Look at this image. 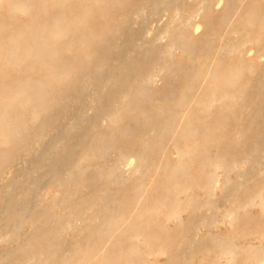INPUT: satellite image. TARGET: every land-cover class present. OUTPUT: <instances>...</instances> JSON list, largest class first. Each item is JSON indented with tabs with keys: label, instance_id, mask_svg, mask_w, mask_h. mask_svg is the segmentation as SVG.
Here are the masks:
<instances>
[{
	"label": "bare ground",
	"instance_id": "bare-ground-1",
	"mask_svg": "<svg viewBox=\"0 0 264 264\" xmlns=\"http://www.w3.org/2000/svg\"><path fill=\"white\" fill-rule=\"evenodd\" d=\"M94 1L97 7L99 0ZM183 1L195 3L196 10L184 16L179 10ZM214 1L218 0H146L135 13L138 17H145L146 7L156 11H152L154 14L168 9L174 11L163 31L150 41L134 45L144 59L156 57L157 67H160L145 74L136 87L131 85L140 77L144 61H138L131 52L112 65L116 72L108 76L102 75L101 70L106 65L99 64L97 56L86 57L92 66L91 73L81 81L58 67L60 50L51 49L50 59L41 66V71L46 72L45 78L56 81L59 90L90 89L93 99L83 101L70 97L66 101H47L48 93L40 94L44 98L33 99L20 88L18 96L8 100L20 104L27 99L34 103L29 125L22 116H9V102L0 113V144L4 147L0 151V175L7 164L17 160L32 162L19 168L6 184H0V264H47L50 257L58 253L65 235L78 230L77 221L88 212L91 213L90 226L84 237L90 242L105 213L117 212L128 199L127 191L146 199L148 173L145 167L155 150L154 135L159 129L160 138L164 134L171 136L169 146L177 153L173 165L164 161L157 169L159 172L168 168L174 202L168 205L169 198H164L145 211L136 212L135 222L130 224L134 237L127 249L120 248V253H126V257L142 254L155 264L159 258L167 257L169 250L163 246L152 247L150 227L173 223L178 227L179 244L183 249L181 264H193L192 258L198 252L201 254L199 264H223L222 259L228 264H264V61H259L257 55L247 58L243 51L252 44L264 53V0H221L224 8L248 6L245 14L228 15L222 14L223 9H212ZM2 4L21 17L32 13L24 0H0ZM68 4L69 0H53V5L63 12ZM195 14L208 18L201 20L200 33L193 25L192 32L187 33L186 28L191 27ZM64 18L63 15L45 27L37 22L41 26L35 31L40 36L47 34L60 41L72 32L83 53L91 43L90 35L84 32L86 25L82 21L84 27L80 32L75 21L72 25ZM35 21L33 19L23 31L33 28ZM174 21H181V25L172 35L169 25ZM125 27L127 21L106 32L115 36L114 51H120L122 42L118 37ZM163 36L168 42H162ZM13 43L15 39L7 42L5 49L0 39V58L10 52ZM11 60L13 72L24 67L21 56L16 54ZM244 70L257 75L258 81L240 84ZM159 73L170 76L161 89H156L154 78ZM0 80L12 81L8 76ZM199 87L197 96L187 100ZM5 96L0 87L1 104L7 101ZM69 103L74 104L73 108L79 107L76 118L84 132L75 143L71 142L72 132L65 126L66 120H63L66 129L55 128L59 122L55 115L65 111ZM95 108H99L96 119L103 116L106 122L88 125L87 110ZM155 119L164 121L161 127L156 125ZM229 120L235 122V129L230 136L229 131L220 132L222 150L210 154L200 147L201 141L191 140V136L200 131L204 135L212 127L228 130ZM23 133L26 135L22 136ZM244 141L246 147L236 154L237 146ZM132 148L138 150V164L127 176L122 170L124 153ZM20 150V154L14 155ZM195 165L198 172L193 176L191 168ZM242 167L246 169L239 173ZM184 177H190L191 181L181 184L180 179ZM219 177L222 178L221 197L215 194ZM46 182L57 188L49 198L42 195ZM115 191L119 195L114 194ZM220 199L228 202L230 208L219 212ZM255 208L259 211L258 217L251 215ZM242 218L256 226L255 243L247 247L238 245L239 229L232 236L212 232L220 222L228 220L232 227ZM88 246L89 243L77 246L76 251L81 253ZM77 252L64 257L61 263L74 262ZM103 258H97L94 264H106Z\"/></svg>",
	"mask_w": 264,
	"mask_h": 264
},
{
	"label": "rangeland",
	"instance_id": "rangeland-1",
	"mask_svg": "<svg viewBox=\"0 0 264 264\" xmlns=\"http://www.w3.org/2000/svg\"><path fill=\"white\" fill-rule=\"evenodd\" d=\"M24 1L32 8V13L25 17H21L13 12H10L6 5H0V39L2 40V48L7 49L8 45L6 44L10 40L15 39L16 41V43L12 44L10 52L8 50L6 55H2L0 58V79L8 76L12 80L10 82H0V84H2L0 87H2L3 91L7 94V96H5L7 101H4L3 104L0 103V113L4 111V108L9 102L8 100L12 99L16 95L18 96L20 88H24L26 93H29L33 99L44 98L43 95H40L42 93H48V96L45 97L46 100L63 99L66 101L70 97L80 98L83 101H91L93 99V93L90 89H79L78 91L75 89L69 91L68 88H65L63 90H59V85L56 83V81L50 82L47 78H45L46 72L41 71V66L43 65V62L50 59L51 49L56 52L60 50L61 61L58 67L65 70L68 74L74 75V77H77V80L80 79L81 81L88 77L91 73L90 69L92 66L88 64L86 60V57L88 58L89 56H97L99 64L106 65L101 70L102 75L104 76H108L109 74L116 72V69H113L112 65L118 63L124 58L126 54L130 52L132 53V56L138 59V61L143 60L144 63H141L142 72L140 77H137V81L131 85L133 87L137 86L136 83L141 82L145 74L160 68L157 67L158 61L156 57L152 56V58L144 59L143 55H139V50H137L134 45H140L146 41H150L156 34L163 31V29L168 25V20H170V15L174 9H168V11H160L159 13L154 14L153 12L156 11L150 7H146L144 10L146 15L142 18L138 17L135 13L145 5L146 0H99L97 7L93 5L95 4L94 0H69V4L64 12L63 10H60V8L53 5V0ZM211 6L212 9H223L224 12H222V14L225 15L232 13L245 14L248 10V6L245 5L224 8L221 0L214 1ZM196 8V4L191 1H183L179 5V10L183 12L184 16H186L188 13H193ZM208 12L209 11H207L206 15ZM198 13L201 12L199 11ZM63 15L65 17V22H69L73 25L72 21H75L74 23H76L77 28L80 29V32L81 28L84 27L83 22L86 25L84 32L86 31V33L90 35L89 42L91 43L90 46L85 51H83V53H81V45L75 41L77 38L73 39L72 32L69 36L64 37L60 41L55 39L53 40L50 36L48 37L47 34L40 36V34L35 31L39 26H41L37 24V22L42 23V26L44 27L50 26L59 20ZM206 15L201 17L199 14H195L193 21L191 22V27L186 26V32L191 33L193 30V25L194 29L198 27L196 32L200 33L202 30L201 20L204 18L207 19L208 17ZM33 19L36 20L33 28L30 27L32 29L29 28L28 30H25L26 32L23 31L28 24L33 22ZM126 21L127 27L122 29L120 37H118V40L122 42V46L120 51H114L113 46H115V36L106 34V32L108 31V28L114 29L116 25L123 24V22ZM179 24L181 25V21H174L171 25H169L172 28V35H174L177 28L180 26ZM72 27H70V29H72ZM76 35L80 36V34L77 33ZM232 37H234V35H232ZM162 39V42H168L166 36H163ZM243 51L247 58L257 55L259 61H264V53L257 50V48L252 44L245 46ZM16 54L21 56L24 67L13 72L10 67L11 62L13 61L11 59L12 56ZM231 58H233L235 61L238 60L237 57ZM39 59L42 60V62ZM243 72L244 73L240 84L247 85L249 83L252 84L258 81L259 78L254 73L250 72L249 70H244ZM162 74L163 73H159L154 78V80L156 79L154 81V87L156 89H161L170 76L169 73L164 75ZM47 80L48 82H46ZM199 90L200 87L199 89H195V95L190 96L187 100L195 98L199 93ZM2 100L0 102H2ZM24 101L26 103L19 104L13 101L9 102V116H11V118L15 116H22L26 124L29 125L30 122L28 119L31 116L34 101L27 99H24ZM73 105V103L67 104V109H65V111H61L55 115L56 118H59V122L57 121L55 128L59 129L60 131L66 129L65 126L69 129L71 128V142L75 143L83 137L84 132L83 129L80 128L79 121L76 118V115L79 112V107L73 108ZM98 112L99 108L87 110L88 118L86 120V124L89 125L95 122L101 124L102 122H106V120H103V116H100L96 119ZM63 120H66L67 125H63ZM154 121L156 125L160 127L164 123V121L161 119H155ZM234 129L235 122L229 120L228 130L221 131L215 127H212L204 135L201 134L200 131L196 134V136H191V140L195 141L197 139L199 142L201 141L200 147L207 149L210 154H214L223 149L220 132L229 131L228 134L230 136L233 134ZM160 133L161 129L157 130L154 135L155 150L152 153V158L149 161V165L145 167V170L148 173V176L146 177V184L148 185L147 198L140 199L136 195L132 194V192L127 191L128 199L122 202L121 207L117 212L110 211L105 213V217L102 219L101 224L98 225L96 234L93 236L90 242H87V237H84L86 229H88L90 226V220L88 218L91 217V213L88 212L87 216L77 221L80 228L74 233H67L65 235L62 245L58 247V253H56L54 256H51L47 264H63L61 261L64 259V257H68V255L73 254V252H77V246H85L87 243H89L88 248L84 247L81 253L77 252L76 256L73 258L74 262L72 261L70 264H94L95 260L101 256L102 258L104 257L103 259L106 264H153L148 262L145 259V256L142 254H139L138 256L126 257V253H120V250L127 249L126 247H129V244L134 237L135 231L130 228V224L135 222L134 216L136 212H143L148 208V206H152L154 203H158L164 198H169L168 205H171L174 202V195L172 192L173 183L172 180L168 178V168L165 170L161 169L159 172H157V169L160 166L159 164L163 163L164 161H167L170 166L173 165L176 162L177 153L175 149L169 146L172 140L171 136L169 134H164V136L160 138ZM24 135L26 134L23 133L22 136ZM158 138H160V140ZM46 144L44 145L46 146ZM246 145V141L239 143L234 152L239 155ZM3 150L4 147L2 144H0V151ZM13 152L14 148L12 149V153ZM20 152L21 150L19 153L15 152L14 155L17 156L20 154ZM137 155L138 150L136 148L125 151V160L123 161L122 167L125 175L128 176V174L131 175V173H133H130V171L134 170L138 164ZM129 161L131 164H129ZM31 162L32 161L30 160H27L26 162H18L17 160L14 164L5 165L2 170L3 175H0V184H6L8 181H10L12 176L16 171H18L19 168L24 165L29 166ZM245 169V167H242L239 169L240 172H238L241 173ZM197 172L198 169L195 165L191 168V173L193 176H196ZM201 178L202 177L199 176L200 180ZM188 181H191L190 177H184L180 179L181 184H185ZM221 183L222 178L219 177L218 180H216L217 188L215 192L216 196L218 197H221L222 195L220 191ZM43 186L42 195L46 196L47 198L50 197L54 190H57V188L54 186H48L47 182L44 183ZM154 187L155 189H153ZM199 193L201 194V192ZM114 194L119 195V193L116 191ZM238 197L241 198L240 195ZM228 208H230V204L225 200L220 199L217 208L218 211L222 212ZM258 214L259 211L257 208L253 209L251 212V215L254 217H258ZM238 229L240 235L237 237V239L238 245L240 247H247L252 243H255L253 233L255 232L256 226L253 223L247 222L244 218L240 219L232 227L228 220L220 222L217 224V229L212 232H217L223 236H232L236 231H238ZM149 235L153 236L150 242L154 249L163 246L169 250L167 257L159 258L155 264H181L183 249L179 244V232L178 227L175 224L170 223L162 225L161 223H158L157 225L150 227ZM99 243L101 244L98 245ZM199 245L197 247L200 249L201 246ZM13 246H15V244H13ZM0 250H2L1 245ZM200 258L201 254L198 252L192 258L191 262L193 264H199L201 261ZM222 263L228 264L225 259H222Z\"/></svg>",
	"mask_w": 264,
	"mask_h": 264
}]
</instances>
